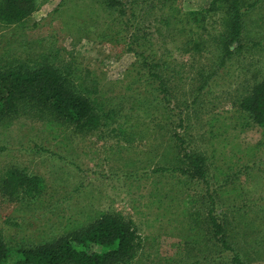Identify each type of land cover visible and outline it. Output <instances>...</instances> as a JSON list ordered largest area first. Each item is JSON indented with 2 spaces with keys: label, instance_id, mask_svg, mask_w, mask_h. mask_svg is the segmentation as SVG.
<instances>
[{
  "label": "rangeland",
  "instance_id": "1",
  "mask_svg": "<svg viewBox=\"0 0 264 264\" xmlns=\"http://www.w3.org/2000/svg\"><path fill=\"white\" fill-rule=\"evenodd\" d=\"M138 1L142 8L124 36L141 38L145 54L159 60L166 92L155 90L158 80L137 64L130 38L103 40L117 24L94 0H35L23 21L0 23V69L33 65L57 48L60 71H70L72 84L88 85L110 116L93 129L33 111L0 116V180L9 168L42 180L30 195H9L0 184L8 261L18 249L53 242L110 213L131 222L138 236L134 256L117 264H227L229 253L203 218L212 197V212L244 264H264V126L238 105L264 77V44L217 66L210 35L219 13L187 21L189 11L212 0ZM168 4L180 6L179 18L167 17ZM245 19L250 35L264 40V0ZM185 148L206 157V180L173 170L185 168Z\"/></svg>",
  "mask_w": 264,
  "mask_h": 264
},
{
  "label": "trees",
  "instance_id": "2",
  "mask_svg": "<svg viewBox=\"0 0 264 264\" xmlns=\"http://www.w3.org/2000/svg\"><path fill=\"white\" fill-rule=\"evenodd\" d=\"M102 11L113 15L115 27L112 32H102L105 41L120 43L130 38L128 47L134 52L137 64L147 67L146 74L152 81L158 80L154 89L166 92L161 75V64L152 53L145 54L142 39L134 35L124 36L133 23L130 18L136 16V10L142 8L143 1L138 0H94ZM260 0H212L204 10L189 11L187 21L202 23L209 12L219 13L217 27L210 35L216 45L217 66L223 67L243 50L264 44V40L251 36L245 19L249 10ZM35 0H0V23L14 24L23 21L35 8ZM145 8L148 10L149 6ZM143 9V10H145ZM180 6L168 4L167 17L179 18ZM200 18H197V17ZM197 18V20H196ZM192 22V23H191ZM178 23V22H177ZM110 31V29H109ZM125 38V40H123ZM141 40V41H140ZM133 45V46H132ZM195 41L192 40V47ZM53 53L39 55L33 65L14 66L0 69V116L16 114L18 111L34 112L36 117L72 124L79 129H93L103 124L110 116L97 106L89 86L83 82L72 84L67 75L70 71H60L54 62L58 49ZM46 55V56H45ZM214 73L210 74L212 78ZM167 75V74H166ZM213 75V76H212ZM208 76L204 81H209ZM168 101V99H166ZM239 109L251 122L264 126V77L257 80L238 101ZM27 110V111H26ZM178 137V135H176ZM180 144L184 142L177 138ZM179 152L185 168L176 166L173 170L185 171L194 179L206 180V157L201 151L187 150ZM161 169V168H160ZM3 191L12 194L38 193L42 180L37 175H29L16 168L4 171L0 180ZM212 199V197H210ZM210 199L204 212L209 235L229 253L227 264H244L242 258L228 241L226 232L213 214V200ZM212 204V206H211ZM137 234L131 222L121 217L105 213L85 228L68 233L53 242L39 244L16 251L15 258L9 262L8 249L0 237V264H117L126 263L134 256L138 247Z\"/></svg>",
  "mask_w": 264,
  "mask_h": 264
}]
</instances>
